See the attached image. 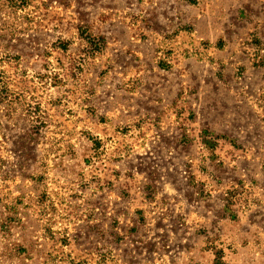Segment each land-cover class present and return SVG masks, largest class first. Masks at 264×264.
I'll use <instances>...</instances> for the list:
<instances>
[{
	"label": "rangeland",
	"instance_id": "374dc122",
	"mask_svg": "<svg viewBox=\"0 0 264 264\" xmlns=\"http://www.w3.org/2000/svg\"><path fill=\"white\" fill-rule=\"evenodd\" d=\"M0 264H264V0H0Z\"/></svg>",
	"mask_w": 264,
	"mask_h": 264
}]
</instances>
